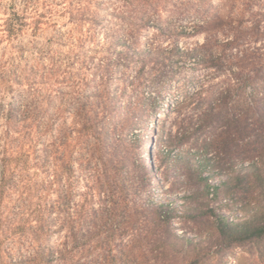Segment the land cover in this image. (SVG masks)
Returning a JSON list of instances; mask_svg holds the SVG:
<instances>
[{"label": "trees", "instance_id": "obj_1", "mask_svg": "<svg viewBox=\"0 0 264 264\" xmlns=\"http://www.w3.org/2000/svg\"><path fill=\"white\" fill-rule=\"evenodd\" d=\"M0 17V264H210L264 242V0H0ZM50 30L58 50L35 45ZM147 123L180 166L171 190L154 176L163 196ZM223 194L256 210L229 221Z\"/></svg>", "mask_w": 264, "mask_h": 264}, {"label": "rangeland", "instance_id": "obj_2", "mask_svg": "<svg viewBox=\"0 0 264 264\" xmlns=\"http://www.w3.org/2000/svg\"><path fill=\"white\" fill-rule=\"evenodd\" d=\"M221 0H216V3ZM60 9V8H59ZM53 16V19L59 24V30L61 32H66L68 28L71 27L70 22L68 20V15L61 14L57 12ZM1 18V17H0ZM201 41L202 37L199 38ZM31 40H35L31 36V32H26L21 41L24 44L31 43ZM62 42V41H61ZM64 44V43H63ZM35 45L37 47H43L45 45L53 46V49L58 50L60 48L59 45L55 42V37L52 34V31H47L41 35H39L36 39ZM257 46L263 47L264 42H260ZM63 48V47H62ZM64 49V48H63ZM128 100L124 98V102ZM162 113V111H159ZM148 127L151 132L145 133L144 137L147 141L145 153L149 152V148L151 153L148 155V163L152 165L154 171L149 174V181L151 187L156 191L157 194L163 196L165 193L161 191V188L155 182V175L158 180L161 182V185L164 189L171 190L173 188L172 184L176 178V174L180 169L176 163L174 162V157L171 159H165L164 155L161 153L159 138L163 135L158 132L157 125L153 123H147L145 125ZM149 147V148H148ZM167 193L169 191H166ZM173 198V197H172ZM256 201L251 199H244L241 197H234L233 195L223 194L218 197L216 200L214 199L211 202V206L217 208V212L226 216L229 221H244L249 219V216L253 214L256 210ZM180 223L179 233L185 235L186 237L195 240V243H198V247L209 248L212 251L219 250V243L216 238H209L207 234H210V230L207 229L205 224H195L193 221H189L186 219H177L176 222ZM207 237V238H205ZM137 253H139L136 250ZM139 264H156L154 257L151 255L144 257L140 256L138 259ZM210 264H264V242L257 245H244L241 247H237L234 249L233 255H228L226 253L219 254L214 260L213 263Z\"/></svg>", "mask_w": 264, "mask_h": 264}]
</instances>
